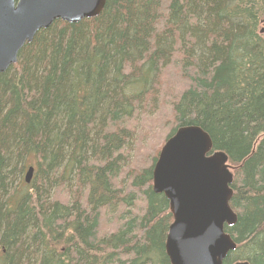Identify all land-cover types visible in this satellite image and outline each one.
Segmentation results:
<instances>
[{"label": "trees", "instance_id": "trees-1", "mask_svg": "<svg viewBox=\"0 0 264 264\" xmlns=\"http://www.w3.org/2000/svg\"><path fill=\"white\" fill-rule=\"evenodd\" d=\"M262 24L264 0H107L40 31L0 75V264H171L153 171L190 126L233 175L224 264H264Z\"/></svg>", "mask_w": 264, "mask_h": 264}, {"label": "water", "instance_id": "water-1", "mask_svg": "<svg viewBox=\"0 0 264 264\" xmlns=\"http://www.w3.org/2000/svg\"><path fill=\"white\" fill-rule=\"evenodd\" d=\"M107 0H0V75L18 62L21 50L57 21L95 19ZM264 32H262L263 34ZM201 128H180L163 147L153 171V191L164 195L173 216L165 250L171 264H224L237 245L225 228L237 215L230 202L233 176L228 158L212 152ZM34 168L25 181L30 184ZM246 264V263H243Z\"/></svg>", "mask_w": 264, "mask_h": 264}, {"label": "rangeland", "instance_id": "rangeland-1", "mask_svg": "<svg viewBox=\"0 0 264 264\" xmlns=\"http://www.w3.org/2000/svg\"><path fill=\"white\" fill-rule=\"evenodd\" d=\"M261 32H264V24H262L261 28H260ZM263 35V38H264V34Z\"/></svg>", "mask_w": 264, "mask_h": 264}]
</instances>
